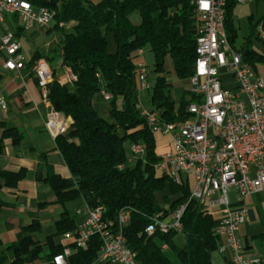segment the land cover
<instances>
[{"label":"trees","instance_id":"trees-1","mask_svg":"<svg viewBox=\"0 0 264 264\" xmlns=\"http://www.w3.org/2000/svg\"><path fill=\"white\" fill-rule=\"evenodd\" d=\"M24 1L33 7L54 11L53 28L62 32L60 63L76 76L72 85H61L53 71L54 80L47 86V99L52 108L70 120L69 130L55 138L70 178H61L52 171L43 178L56 202L63 207L55 232L40 244L33 237V233L40 230L36 222L22 228L10 246L4 248L0 241V264L34 262L41 258L43 246L48 248L44 256L48 259L60 253L62 246L55 243V238L76 228L65 205L78 198L89 207H103V216L110 219L121 209L130 210L124 235L128 247L136 252L139 264H172L161 250L162 243L174 250L179 264H213L211 254L219 244L213 234L214 222L193 200L187 203L180 219L181 232L186 236L182 248H175L176 232H156L149 237L144 234L150 217L158 213L167 216L187 202L190 186L176 184L156 169L159 157L155 134L135 109L138 102L134 77L137 51L148 47L154 57L150 72L155 75V82L151 86L148 109L157 111L165 122L188 119L187 106L195 100L189 82L197 58L198 28L196 11L190 0ZM237 3V0L226 2L225 30L230 45L255 70L256 65H264V53L252 48L251 37L257 26L264 27V15L237 49L231 18ZM133 12L139 16L138 24L129 19ZM68 23L72 24L71 30L64 32L60 24ZM108 35L113 37L114 51L109 50ZM36 59L38 57L32 61ZM172 90L177 92L176 97ZM101 91L110 95L107 100L110 120L98 115L93 108V97ZM2 138H11L13 144H18L20 133L14 127L5 128ZM125 143L142 144L145 148L144 156L136 159L131 167L126 164ZM119 165L123 168L119 169ZM24 175L23 169L0 172L8 187H15ZM164 190L172 197L167 207L157 198ZM98 248V239H92L87 251L69 258L70 264L93 261Z\"/></svg>","mask_w":264,"mask_h":264},{"label":"built area","instance_id":"built-area-1","mask_svg":"<svg viewBox=\"0 0 264 264\" xmlns=\"http://www.w3.org/2000/svg\"><path fill=\"white\" fill-rule=\"evenodd\" d=\"M264 0H237L238 3ZM227 0H197L196 17L198 71L193 80L195 100L187 108L186 122H165L157 111L144 108L139 102L135 109L144 118L153 133L171 138L168 150L158 154L156 169L176 184L190 186L187 202L167 216L160 213L149 218L144 234L149 237L158 230L181 232V216L187 203L195 201L199 209L211 214L213 209L229 205V193L241 198L248 194L264 195V77L258 75L233 48L225 30ZM6 16L17 17L22 28L29 30L48 25L54 11L42 10L23 0H0V26ZM258 39L264 40V27L257 28ZM0 52L4 54L2 66L19 73L26 65L21 44L13 31L0 29ZM142 49L137 51L141 56ZM64 82L72 85L76 76L61 65ZM37 85L47 99V86L54 80L53 71L44 59L30 65ZM151 72L146 63L138 59L134 67L136 88L150 90ZM101 95L108 100L110 95ZM48 101V99H47ZM0 109H6V100L0 92ZM45 128L56 138L67 131L66 117L52 106L46 114ZM134 160L144 156V145L131 144ZM119 169L123 166L119 165ZM79 214L83 222L74 230L61 235L62 251L50 259L20 264H70L69 258L87 251L92 239L97 238L99 248L95 259L83 264H139L136 252L128 247L124 228L130 219V210L121 209L114 219L103 216L104 208L85 205ZM249 219L242 209L227 212L213 225L218 238L217 250L231 255L232 264H262L264 256L248 253L238 235L239 226ZM168 249L161 244V250Z\"/></svg>","mask_w":264,"mask_h":264},{"label":"crops","instance_id":"crops-1","mask_svg":"<svg viewBox=\"0 0 264 264\" xmlns=\"http://www.w3.org/2000/svg\"><path fill=\"white\" fill-rule=\"evenodd\" d=\"M65 25L60 24L63 30ZM53 26L54 20L52 19L46 26L25 30L22 28L20 20L12 16H6L0 26L1 31L14 32L26 60L24 69L19 73L9 71L2 66L4 54L0 52V92L6 100V109H0V172H17L20 169L25 171L23 179L15 187H8L0 177V241L4 248L16 240L17 234L22 228L33 222L40 226V230L33 233V237L42 232L45 224L53 223L54 231L46 235L42 243L39 242L44 244L46 237L55 232V224L63 212V207L56 202L52 189L43 178L49 171H52L59 177L68 179L70 172L64 163L62 154L56 147L55 138L44 126L51 104L43 96L42 89L39 88L34 75L29 70L31 63L34 62L32 61L34 57L44 59L52 71L57 74L59 81L64 82L59 56L62 33L57 35L56 31L58 30ZM234 34L236 35V31ZM42 36L49 38L45 43L44 52L42 53L38 47H33L34 51L30 53L32 45H37ZM107 40L108 46L113 45L115 49L112 35H108ZM142 53L141 56L138 55V59L143 60ZM257 67L258 65L254 71L260 75L257 72ZM100 96L106 100L101 93ZM66 124L67 130H69L70 120L67 117ZM10 127L16 128L20 133L18 144H13L11 138H2L3 130ZM154 134L156 153L160 154L168 150L171 143L170 136ZM82 203L84 207V201ZM65 209L68 212L66 205ZM242 209L248 211L249 219L239 226L238 235L248 253L262 257L264 256V195L254 193L239 198L234 191H231L229 205L226 208L213 209L210 215L215 223L221 215ZM79 210L81 209H77L75 212L77 219L69 215L76 227L84 220V216L78 213ZM34 239L36 240L35 237ZM60 240L61 235L55 238V243L62 246ZM43 250L46 253L34 262L40 263L45 260L44 256L48 254V248L43 246ZM230 258V254L220 253L217 249L211 254L213 264H232Z\"/></svg>","mask_w":264,"mask_h":264},{"label":"rangeland","instance_id":"rangeland-1","mask_svg":"<svg viewBox=\"0 0 264 264\" xmlns=\"http://www.w3.org/2000/svg\"><path fill=\"white\" fill-rule=\"evenodd\" d=\"M93 1H98V0H93ZM264 15V1H250V2H243V3H237L231 12V18H232V28L235 29L236 31V39H235V46L240 47L246 37L249 36L252 26L256 24V22ZM129 19L131 23L133 24H138L139 23V16L136 12H133L130 16ZM71 23H68L64 27V32L69 31L71 27ZM257 28L254 31L251 41H252V48L256 50L257 52L264 53V40L258 39L257 37ZM59 33H62L61 31H56V34L59 35ZM49 38H45V36H42L38 42L37 45L33 46L32 49L30 50V53L34 51L33 47H38V49L43 53L44 48H45V43ZM110 50H114V46L111 45ZM142 57L144 62L147 65L148 70H152L154 67V57L152 52L148 47L142 49ZM55 64V63H54ZM53 64V65H54ZM257 72L264 77V65L258 64L257 67ZM171 80V79H170ZM150 84L153 85L155 82V75H151L149 77ZM172 82H176L175 80H172ZM185 85V83H183ZM175 90H172L173 96L176 97V93L174 92ZM136 95L138 97V102L144 107V108H149L150 107V96H151V89L146 90V91H136ZM93 108L95 111L100 115L101 117L110 120L108 116V109H109V103L107 100H104L101 96L100 93H97L93 97ZM118 134H121V131H117ZM125 152H126V157H127V166H133L134 165V159L132 158V155L130 153L129 149V144L125 143ZM157 198L159 203L163 204L164 207L168 206V202L172 198L169 191H165L164 193H159L157 194ZM83 201L81 199H76L71 202H68L66 204L68 213L71 217H75V212L77 209H82L83 207ZM77 219V218H76ZM54 231V225L53 223H47L44 225L42 232L39 234H35L34 237L36 240L40 243L44 241V238L46 235L52 233ZM186 242V236L182 232H178L174 236V244L175 248L179 249L182 248L185 245ZM46 253L45 250L41 253L43 256ZM9 254V253H7ZM168 259L171 261L172 264H179L178 259L175 255V252L173 249H168L164 253ZM45 260H48V258H45Z\"/></svg>","mask_w":264,"mask_h":264},{"label":"bare ground","instance_id":"bare-ground-1","mask_svg":"<svg viewBox=\"0 0 264 264\" xmlns=\"http://www.w3.org/2000/svg\"><path fill=\"white\" fill-rule=\"evenodd\" d=\"M24 3H28L27 1H24ZM190 3L193 5V7L195 8V11H196V4H197V0H190ZM28 5H30V3H28ZM39 9H42V10H50L49 8L47 7H39ZM50 11H53V10H50ZM196 48H197V38H196ZM197 71H198V50H197V58L195 60V64H194V68H193V75L192 76H197ZM189 86H190V90L193 94V80H190L189 82ZM189 107V104L187 106V108ZM183 122H186L183 121ZM158 233L160 234H165V230H158Z\"/></svg>","mask_w":264,"mask_h":264}]
</instances>
